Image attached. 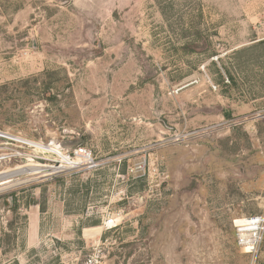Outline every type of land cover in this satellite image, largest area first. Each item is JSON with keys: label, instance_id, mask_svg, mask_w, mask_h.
Instances as JSON below:
<instances>
[{"label": "rangeland", "instance_id": "374dc122", "mask_svg": "<svg viewBox=\"0 0 264 264\" xmlns=\"http://www.w3.org/2000/svg\"><path fill=\"white\" fill-rule=\"evenodd\" d=\"M38 164L0 181V264H251L264 0H0V175Z\"/></svg>", "mask_w": 264, "mask_h": 264}, {"label": "built area", "instance_id": "2783aa9c", "mask_svg": "<svg viewBox=\"0 0 264 264\" xmlns=\"http://www.w3.org/2000/svg\"><path fill=\"white\" fill-rule=\"evenodd\" d=\"M83 155L90 159V154L88 155L84 149H79L76 155ZM107 227L114 225V219L111 218L105 222ZM236 229V240L238 247L245 254L249 255L251 258V264H256L257 257L264 240V211L258 215L251 216L241 220L239 224L235 222ZM99 263V258H90L85 262V264H97Z\"/></svg>", "mask_w": 264, "mask_h": 264}, {"label": "bare ground", "instance_id": "6f19581e", "mask_svg": "<svg viewBox=\"0 0 264 264\" xmlns=\"http://www.w3.org/2000/svg\"><path fill=\"white\" fill-rule=\"evenodd\" d=\"M30 143V142H29ZM37 150H40L42 152H47L48 154L53 155L56 160L61 161V162H68V158L67 156H65L60 149L57 148H52V147H45L43 145H39L36 144L35 145ZM61 169V167H46L43 165H36V166H30V167H25L23 169H20L18 171H15L13 173H9V174H2L0 175V181H5L8 178H10L11 176H17V175H21V174H26V173H33V172H43V173H50V172H55L56 170ZM11 179V178H10ZM241 221H236V224H239ZM245 251V250H244Z\"/></svg>", "mask_w": 264, "mask_h": 264}]
</instances>
